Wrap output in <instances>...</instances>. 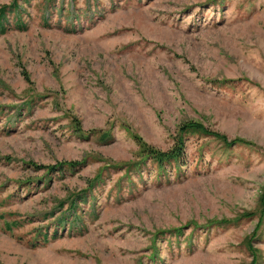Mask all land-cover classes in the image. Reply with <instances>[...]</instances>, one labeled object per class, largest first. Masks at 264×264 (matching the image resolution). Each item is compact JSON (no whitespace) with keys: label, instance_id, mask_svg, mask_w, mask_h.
Returning <instances> with one entry per match:
<instances>
[{"label":"rangeland","instance_id":"374dc122","mask_svg":"<svg viewBox=\"0 0 264 264\" xmlns=\"http://www.w3.org/2000/svg\"><path fill=\"white\" fill-rule=\"evenodd\" d=\"M0 4V264H264V0Z\"/></svg>","mask_w":264,"mask_h":264},{"label":"trees","instance_id":"16d2710c","mask_svg":"<svg viewBox=\"0 0 264 264\" xmlns=\"http://www.w3.org/2000/svg\"><path fill=\"white\" fill-rule=\"evenodd\" d=\"M4 5L0 4V31L5 30V9H4ZM19 18H17L15 20L16 25H18V27H25V24H21L19 22ZM105 135V134H104ZM103 135V136H104ZM181 143L176 144L175 147H172L169 152H161L159 150H148V153H146L145 151H143L140 148V154L139 155L140 158H138L139 160H134L130 163H128L127 165H125L126 169H137L142 165V162L144 161H149L151 162L150 164H152V169H154L156 172H161L163 169L165 170L166 166H171L174 164H177V162L179 161V159L181 158L182 155V150L183 148L181 147ZM142 150V151H141ZM143 152V153H142ZM65 164V163H64ZM61 163H57V164H50V165H45L46 168L51 169V170H55V169H62L63 165ZM146 164V163H145ZM144 164V166H145ZM71 165V164H70ZM44 167V166H43ZM98 173L93 177V179L91 181H95V179H97ZM82 195H79V199H81ZM75 200L71 199L70 203H69V210H73L75 209ZM64 216H58L57 217V222L56 224L54 223V227L51 230L49 236H47V230H44V234L41 236V239L43 241L47 240V239H53L56 237L57 235V225H59ZM65 218V217H64ZM62 226V225H61ZM60 227V226H59ZM81 227V226H80ZM80 227L78 229H80Z\"/></svg>","mask_w":264,"mask_h":264}]
</instances>
